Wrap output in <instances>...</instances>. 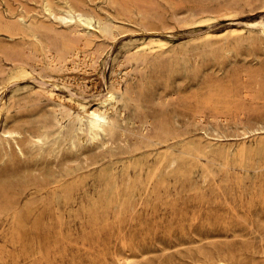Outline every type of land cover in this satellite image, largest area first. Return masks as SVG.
<instances>
[{"label":"rangeland","instance_id":"rangeland-1","mask_svg":"<svg viewBox=\"0 0 264 264\" xmlns=\"http://www.w3.org/2000/svg\"><path fill=\"white\" fill-rule=\"evenodd\" d=\"M263 24L264 0H0V264H264Z\"/></svg>","mask_w":264,"mask_h":264},{"label":"bare ground","instance_id":"bare-ground-1","mask_svg":"<svg viewBox=\"0 0 264 264\" xmlns=\"http://www.w3.org/2000/svg\"><path fill=\"white\" fill-rule=\"evenodd\" d=\"M65 19L69 20L70 17H66ZM79 19L82 20V16L81 15H79ZM262 30L264 31V24L262 25ZM232 32L236 33V30H232ZM150 43H157L159 45H163V42H161V41H151V42H149V44ZM144 47H145V45H144ZM71 64L73 66L74 65V61H72ZM113 103H114V97H113V95H109V97L102 104L100 109H97L96 111L90 112L89 123H90V126L92 127V129L97 130V131L104 129L105 125L107 124L106 114L105 113L113 105ZM83 126H84V123L82 122L80 127L83 128ZM17 135L18 134L14 133V132L4 131L2 133V135L0 136V139L2 141H5L6 143H8L9 139L15 140Z\"/></svg>","mask_w":264,"mask_h":264}]
</instances>
